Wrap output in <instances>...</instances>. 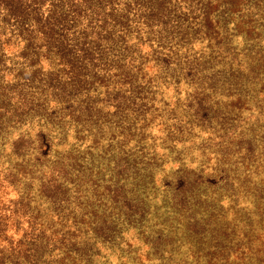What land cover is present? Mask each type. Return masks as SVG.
Wrapping results in <instances>:
<instances>
[{
    "label": "rangeland",
    "instance_id": "rangeland-1",
    "mask_svg": "<svg viewBox=\"0 0 264 264\" xmlns=\"http://www.w3.org/2000/svg\"><path fill=\"white\" fill-rule=\"evenodd\" d=\"M93 1L0 16V264H264V0Z\"/></svg>",
    "mask_w": 264,
    "mask_h": 264
},
{
    "label": "trees",
    "instance_id": "trees-1",
    "mask_svg": "<svg viewBox=\"0 0 264 264\" xmlns=\"http://www.w3.org/2000/svg\"><path fill=\"white\" fill-rule=\"evenodd\" d=\"M79 1H81V3ZM43 3L45 8L39 12V17L42 21H35L33 24L39 28L35 29L39 37H43L44 34L47 39L49 36L60 39L61 36L59 31L74 28L75 25H73V23H76L77 14L82 11L79 7L89 11L96 10L97 8L93 0H0V16L10 17L11 19L15 15H21L17 11L27 8H29L27 13H31L30 9L38 10V6H41ZM111 5H113L112 1L106 0V2L104 4L102 3V6L97 9V14H102L106 17L115 14L117 11L116 6L113 7ZM69 14L72 17V25H68L64 28L65 18ZM21 18L24 19L22 15L20 19ZM97 21H99V19H97ZM1 35L0 33V36ZM27 37L30 38L28 35ZM59 47L63 48L60 42L53 46L54 49L58 50Z\"/></svg>",
    "mask_w": 264,
    "mask_h": 264
}]
</instances>
